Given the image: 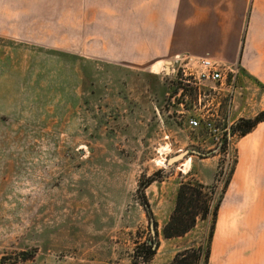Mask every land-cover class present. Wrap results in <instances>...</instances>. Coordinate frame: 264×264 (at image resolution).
I'll use <instances>...</instances> for the list:
<instances>
[{
  "label": "rangeland",
  "instance_id": "rangeland-1",
  "mask_svg": "<svg viewBox=\"0 0 264 264\" xmlns=\"http://www.w3.org/2000/svg\"><path fill=\"white\" fill-rule=\"evenodd\" d=\"M80 2L0 0V264L250 262L235 242L246 219L220 211L244 137L233 129L264 112L263 88L231 66L213 83L120 59L124 38L104 30L118 3ZM188 183L205 187L209 214L165 238Z\"/></svg>",
  "mask_w": 264,
  "mask_h": 264
},
{
  "label": "crops",
  "instance_id": "crops-1",
  "mask_svg": "<svg viewBox=\"0 0 264 264\" xmlns=\"http://www.w3.org/2000/svg\"><path fill=\"white\" fill-rule=\"evenodd\" d=\"M111 1L119 7L109 5L108 16L104 15L108 19L98 21H108L104 30L124 38L115 43V51L128 57L118 58L145 63L179 56L209 59L242 70L264 90V0ZM135 1L139 6L134 7ZM90 21L85 29H98L99 25H90ZM258 96L264 102V91ZM237 149V169L220 212L226 216L237 213L238 219H246L244 231L235 232L238 256L251 250L254 259L246 264H264V122L241 137ZM250 222L251 229L260 234L245 235Z\"/></svg>",
  "mask_w": 264,
  "mask_h": 264
},
{
  "label": "trees",
  "instance_id": "trees-1",
  "mask_svg": "<svg viewBox=\"0 0 264 264\" xmlns=\"http://www.w3.org/2000/svg\"><path fill=\"white\" fill-rule=\"evenodd\" d=\"M262 122H264V112L260 113L253 120H242L240 122L241 124H237L233 131L235 133H240L241 136H246ZM151 184L152 181H147V183L141 187L143 199L145 200L144 206L150 218L152 217V213L146 201L145 189ZM204 189L205 187L201 184L188 183L181 186L178 192L174 213L171 216L170 222L164 229L165 238L180 237L192 230L199 218L202 220L206 219L209 214V207L203 194ZM156 247H158V243L153 240L139 246L138 249L144 250L142 255L139 256L143 261L142 263H148L152 259L155 255Z\"/></svg>",
  "mask_w": 264,
  "mask_h": 264
},
{
  "label": "built area",
  "instance_id": "built-area-1",
  "mask_svg": "<svg viewBox=\"0 0 264 264\" xmlns=\"http://www.w3.org/2000/svg\"><path fill=\"white\" fill-rule=\"evenodd\" d=\"M183 59L187 61L185 64ZM170 68L172 72H181L184 77L197 79L198 81L222 83L226 72L227 66H223L218 62L209 59H196L192 57L181 58L176 57L171 60ZM192 127H198L199 121L193 119L190 121ZM210 126V124L208 125Z\"/></svg>",
  "mask_w": 264,
  "mask_h": 264
},
{
  "label": "water",
  "instance_id": "water-1",
  "mask_svg": "<svg viewBox=\"0 0 264 264\" xmlns=\"http://www.w3.org/2000/svg\"><path fill=\"white\" fill-rule=\"evenodd\" d=\"M182 158H183V155H178V156L172 158V159L169 161V163L172 164L173 162H176V161H178V160H181Z\"/></svg>",
  "mask_w": 264,
  "mask_h": 264
},
{
  "label": "bare ground",
  "instance_id": "bare-ground-1",
  "mask_svg": "<svg viewBox=\"0 0 264 264\" xmlns=\"http://www.w3.org/2000/svg\"><path fill=\"white\" fill-rule=\"evenodd\" d=\"M168 65V64H167ZM157 67V66H156ZM157 70V69H156ZM153 72V74H156V72L155 71H152Z\"/></svg>",
  "mask_w": 264,
  "mask_h": 264
}]
</instances>
